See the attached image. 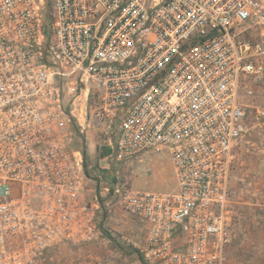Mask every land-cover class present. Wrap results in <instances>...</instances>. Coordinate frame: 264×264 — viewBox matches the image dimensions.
<instances>
[{
  "label": "built area",
  "instance_id": "obj_1",
  "mask_svg": "<svg viewBox=\"0 0 264 264\" xmlns=\"http://www.w3.org/2000/svg\"><path fill=\"white\" fill-rule=\"evenodd\" d=\"M262 85L264 0H0V264L100 235L76 128L97 131L106 165L171 158L174 191L112 190L145 264H225Z\"/></svg>",
  "mask_w": 264,
  "mask_h": 264
},
{
  "label": "rangeland",
  "instance_id": "obj_2",
  "mask_svg": "<svg viewBox=\"0 0 264 264\" xmlns=\"http://www.w3.org/2000/svg\"><path fill=\"white\" fill-rule=\"evenodd\" d=\"M249 109L248 129L261 138L264 121L255 118V107L264 106V85L257 88L255 98L246 99ZM74 138V149L80 150L86 165L87 175L92 179V195L102 202L100 235L92 241L63 244L50 249L41 264H145L140 246L145 238L143 225L114 199L113 188L126 184L138 191L172 192L176 189V179L171 158L166 154H149L130 164L112 162L103 164L108 146L97 131L79 129ZM87 153V159L84 157ZM262 201L250 211L247 237L238 236L227 251L225 264H264V187ZM249 221V220H248ZM239 227V225H238ZM238 229V228H237Z\"/></svg>",
  "mask_w": 264,
  "mask_h": 264
},
{
  "label": "crops",
  "instance_id": "obj_3",
  "mask_svg": "<svg viewBox=\"0 0 264 264\" xmlns=\"http://www.w3.org/2000/svg\"><path fill=\"white\" fill-rule=\"evenodd\" d=\"M254 131L249 128L236 147L237 162L230 182L233 201L239 215V227L236 232L238 236L244 237V240L251 222L250 211L254 210L253 206L261 203L260 195L264 187V133H259L261 138H258ZM261 235L264 240V225Z\"/></svg>",
  "mask_w": 264,
  "mask_h": 264
},
{
  "label": "trees",
  "instance_id": "obj_4",
  "mask_svg": "<svg viewBox=\"0 0 264 264\" xmlns=\"http://www.w3.org/2000/svg\"><path fill=\"white\" fill-rule=\"evenodd\" d=\"M106 156V154H104V157ZM84 157H85V159H87V153L86 152H84ZM87 173H88V171H87Z\"/></svg>",
  "mask_w": 264,
  "mask_h": 264
},
{
  "label": "water",
  "instance_id": "obj_5",
  "mask_svg": "<svg viewBox=\"0 0 264 264\" xmlns=\"http://www.w3.org/2000/svg\"><path fill=\"white\" fill-rule=\"evenodd\" d=\"M103 161V164H106L105 160H102Z\"/></svg>",
  "mask_w": 264,
  "mask_h": 264
}]
</instances>
